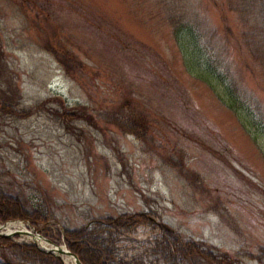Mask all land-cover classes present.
<instances>
[{
    "label": "rangeland",
    "instance_id": "obj_1",
    "mask_svg": "<svg viewBox=\"0 0 264 264\" xmlns=\"http://www.w3.org/2000/svg\"><path fill=\"white\" fill-rule=\"evenodd\" d=\"M229 1L0 0V184L51 217L22 225L64 242L63 226L148 210L264 264V69L244 40L264 55V0L249 23ZM56 97L93 120L58 116ZM138 116L143 135L117 123ZM153 235L138 224L126 252L145 255Z\"/></svg>",
    "mask_w": 264,
    "mask_h": 264
},
{
    "label": "trees",
    "instance_id": "obj_2",
    "mask_svg": "<svg viewBox=\"0 0 264 264\" xmlns=\"http://www.w3.org/2000/svg\"><path fill=\"white\" fill-rule=\"evenodd\" d=\"M251 2V0H237L233 5L234 2L229 1L233 9L241 13L246 12L242 14L243 23H249L247 14H250ZM255 36L258 35L247 32L244 40L254 59L264 69V55L259 52L262 46L261 38ZM43 47L56 56L66 72H71L69 56L63 48L60 49L51 40H47ZM53 100L62 106L60 111L53 109L54 113L65 120L73 118L93 120L92 115L82 106L69 108L61 97L47 101ZM15 112L23 115V112ZM28 113L29 111H26L24 115ZM143 120L144 117L142 119L138 116L127 121L118 119L117 123L124 131L137 135L138 131H141L143 135L145 130ZM256 128L264 132L261 121L256 123ZM9 187L7 182L4 185L0 184V221L21 219L36 224L51 218L48 210L41 204H30L26 197L13 192ZM138 224L150 227L154 230V235L146 246L145 255H130L126 252L123 241L126 236L131 235ZM42 233L51 239L61 236L59 230L53 231L50 227L43 228ZM62 233L68 249L75 253L83 264H239L238 258L230 251L221 250L203 240L186 238L168 222L148 210L122 212L116 216H95L77 226H63ZM149 255L152 257L149 258ZM250 255L254 256L252 253ZM257 256H264V251ZM0 264H63V261L53 253L40 249L34 243L15 242L8 236L0 235Z\"/></svg>",
    "mask_w": 264,
    "mask_h": 264
},
{
    "label": "water",
    "instance_id": "obj_3",
    "mask_svg": "<svg viewBox=\"0 0 264 264\" xmlns=\"http://www.w3.org/2000/svg\"><path fill=\"white\" fill-rule=\"evenodd\" d=\"M13 221H18L19 223L24 224L23 220H20V219L19 220H7L3 224L0 225V235L10 236L14 233H21L20 231H17V230H13L12 232L3 231L2 227L5 225V223L13 222ZM22 231L29 233L31 236H33L34 238H36L39 241L45 240L48 244H50V246L52 248L57 249L58 251L67 253L68 255H70L71 257H73L76 260V264H83V262L79 259V257L75 253H73L72 251H70L68 249V247L66 246V244L64 242H57L55 240H52V239L44 236L39 230L28 229L26 226H24ZM31 242L36 244L40 249L45 250V251L50 252V253H53L54 255L58 256L63 261V258L59 254H57L55 251L40 247L36 240H32Z\"/></svg>",
    "mask_w": 264,
    "mask_h": 264
},
{
    "label": "bare ground",
    "instance_id": "obj_4",
    "mask_svg": "<svg viewBox=\"0 0 264 264\" xmlns=\"http://www.w3.org/2000/svg\"><path fill=\"white\" fill-rule=\"evenodd\" d=\"M19 224V226L15 227L14 225L12 224ZM21 223L19 222H7L5 223V225L2 227V229L4 230H7L6 232H12L13 230H17V231H20L23 233L22 229L24 228V225H20ZM29 234V233H28ZM29 239L31 240H36L37 243L39 244L40 247L42 248H45V249H50V250H53L55 251L57 254H59L62 258H63V261L65 264H76V260L71 257L70 255H68L67 253L65 252H61V251H58L57 249H54L50 246V244H48L45 240H42V241H39L37 240L36 238H34L33 236H31L29 234V236H27Z\"/></svg>",
    "mask_w": 264,
    "mask_h": 264
}]
</instances>
